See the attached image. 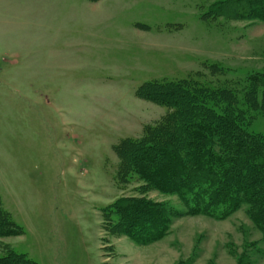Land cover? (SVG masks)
I'll return each mask as SVG.
<instances>
[{"label": "rangeland", "instance_id": "374dc122", "mask_svg": "<svg viewBox=\"0 0 264 264\" xmlns=\"http://www.w3.org/2000/svg\"><path fill=\"white\" fill-rule=\"evenodd\" d=\"M227 0H0V200L23 235L0 238L37 264H264L261 234L241 209L224 220L181 215L148 245L103 229L119 198L114 147L168 109L137 96L152 81L264 69V22L211 10ZM264 134V113L251 126Z\"/></svg>", "mask_w": 264, "mask_h": 264}, {"label": "trees", "instance_id": "16d2710c", "mask_svg": "<svg viewBox=\"0 0 264 264\" xmlns=\"http://www.w3.org/2000/svg\"><path fill=\"white\" fill-rule=\"evenodd\" d=\"M211 13L232 20L264 22V0H227ZM206 74L178 81H152L137 90L140 99L168 111L143 127L139 139L114 147L117 180L136 178L139 197L119 198L102 216L103 229L136 245L161 240L180 217L167 203L142 196L149 191L176 197L184 215L224 220L244 209L264 246V134L251 128L264 113V69L243 79L216 64ZM23 235L0 200V238ZM264 255V249L262 251ZM0 264H37L5 248ZM238 264H251L244 256Z\"/></svg>", "mask_w": 264, "mask_h": 264}]
</instances>
